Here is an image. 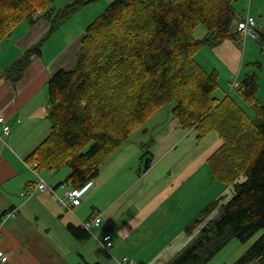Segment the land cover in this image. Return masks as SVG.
<instances>
[{
  "label": "trees",
  "instance_id": "trees-1",
  "mask_svg": "<svg viewBox=\"0 0 264 264\" xmlns=\"http://www.w3.org/2000/svg\"><path fill=\"white\" fill-rule=\"evenodd\" d=\"M55 1L0 0V37L38 9L51 24L47 35L10 66L13 82L22 77L33 56L42 53L53 31L96 0H72L60 8L52 6ZM233 1L113 0L85 29L74 67L60 69L48 81L51 131L31 157L40 169L69 167L72 187L94 178L167 103L173 104L182 126L196 129L199 139L212 132L222 137L208 162L213 178L230 185L233 196L172 264H201L230 237L246 241L260 229L262 234L233 264H264V103L255 98L258 78L248 75L236 84L238 95L257 109L251 118L231 94L223 99L213 96L219 72H209L195 61L205 45L215 48L240 35ZM200 24L207 31L197 38L194 31ZM210 205L201 212H210ZM203 220L196 217L188 233ZM68 229L78 240L91 236L82 224L70 222Z\"/></svg>",
  "mask_w": 264,
  "mask_h": 264
},
{
  "label": "crops",
  "instance_id": "crops-1",
  "mask_svg": "<svg viewBox=\"0 0 264 264\" xmlns=\"http://www.w3.org/2000/svg\"><path fill=\"white\" fill-rule=\"evenodd\" d=\"M73 17L44 41L42 53L33 56L17 82L9 77L10 66L47 35L50 21L36 11L0 37V118L11 126L9 134L0 132V234L10 257L0 264H121L124 257L134 264H166L165 258L183 250L185 239L190 242L193 235L184 236L187 226L210 200L207 188L218 180L208 159L223 139L217 132L199 139L196 129L174 117L172 104L169 112L159 108L102 165L83 203L63 208L60 199L72 188L70 173L55 178L52 170L37 166L36 174L31 155L51 131L48 81L60 69L74 67L80 51L85 31H71L76 28ZM215 50L216 55L233 53L229 60L237 65L231 40ZM41 179L48 190L38 189ZM28 190L33 194H22ZM12 209L17 216L2 222ZM95 216L101 222L89 229L88 239L78 240L69 231L68 223L82 224ZM106 234L113 236L111 248L105 247Z\"/></svg>",
  "mask_w": 264,
  "mask_h": 264
},
{
  "label": "rangeland",
  "instance_id": "rangeland-1",
  "mask_svg": "<svg viewBox=\"0 0 264 264\" xmlns=\"http://www.w3.org/2000/svg\"><path fill=\"white\" fill-rule=\"evenodd\" d=\"M59 1L62 4H58ZM70 1L71 0H56L52 6L60 8ZM111 1L113 0H96L80 8L75 14H73V16H77L73 17L75 18L73 20L77 21L75 23L76 28L72 27L71 31L76 30L78 31V35H81V31L84 32L87 26L105 10ZM233 6L236 11L235 25L238 23V20L241 17L244 18L248 12L257 17V30L259 37L253 38L250 36L247 40H245L243 37L238 35L237 39L231 40V43L236 45L238 51L237 65H235L233 61L229 60L233 53L229 56H223L220 52H218L219 54L216 55L211 52V50L216 51L215 48L212 49L207 45L195 54V61L203 65V67L209 72H212L213 69H216V71L219 72L218 86L214 90L213 96L223 99L227 94H231L246 114L251 118H255L257 115L256 107L254 105H249L239 96L240 94L236 83H242L246 76L255 74L258 78V89L256 91L255 98L261 103H264V0H234ZM42 13L43 10L40 14H38V16ZM206 31L207 30L204 25L200 24L195 28L194 35L197 38H202L206 34ZM81 41L82 38L80 39V49L82 47ZM217 51L219 50L217 49ZM170 104L172 103L165 104L158 111L169 112V108H171ZM221 145H219L217 149L220 148ZM145 160H147V158H145ZM66 173H70V169L66 166L61 169L59 168L58 171H52V175L55 178L60 179H64V177H66ZM208 183L209 182L204 183V188L205 185H208ZM207 189L212 195L210 196V200L206 203V206L212 204L210 206L213 207V209L206 214L204 211L200 212L197 217L198 219L203 218V222L196 226L191 233H188L186 229L184 234L185 237L189 238L191 235H199L200 230L206 222L219 216L221 204L227 202L233 196L231 186L227 183H221V181L211 183ZM219 195L220 197H224L222 202L218 200V198H220ZM262 232L263 229H260L246 241H242L233 236L230 237L228 242L222 248L217 250L211 257L201 264H233L244 255V253L251 247ZM218 239H220V237ZM182 241L183 239L181 238L177 241V244ZM192 241L193 239H190V242L185 239V247L183 250H180L178 254L189 247L192 244ZM214 244H212V246H214ZM178 254H176V256ZM174 258H165V263L172 264Z\"/></svg>",
  "mask_w": 264,
  "mask_h": 264
},
{
  "label": "built area",
  "instance_id": "built-area-1",
  "mask_svg": "<svg viewBox=\"0 0 264 264\" xmlns=\"http://www.w3.org/2000/svg\"><path fill=\"white\" fill-rule=\"evenodd\" d=\"M38 14H40V10L37 11ZM237 29L239 30L241 37L246 39V37H253L258 38V30H257V19L254 15H252L250 12L242 18L238 24ZM237 84V83H236ZM0 123H2V128H0V132L4 134H9L11 130V126L4 123V120L0 118ZM38 166V163H35V166L33 165V171L37 174L36 167ZM93 184V178H88L83 186L81 187H72L67 191V194L64 198L60 199V203L63 206V208L66 209H72L75 206H79L83 203V194L92 186ZM66 182L62 184V186H66ZM38 189L40 190H48V186L46 182L41 179L37 185ZM33 190H28L25 193V195H32ZM18 214L17 209H12L6 211L2 216V222H4L9 217H15ZM101 222L100 216L91 217L88 220L82 222V226L86 229H91L93 226H98ZM113 236L112 234H106L103 238L104 244L106 248H111L113 246ZM2 242V236L0 234V261L1 262H7L9 261L10 257L9 254L2 248L1 246ZM121 264H134L133 260L124 257L121 259ZM251 264V263H249Z\"/></svg>",
  "mask_w": 264,
  "mask_h": 264
},
{
  "label": "water",
  "instance_id": "water-1",
  "mask_svg": "<svg viewBox=\"0 0 264 264\" xmlns=\"http://www.w3.org/2000/svg\"><path fill=\"white\" fill-rule=\"evenodd\" d=\"M147 167V160H146V164H145V168Z\"/></svg>",
  "mask_w": 264,
  "mask_h": 264
}]
</instances>
